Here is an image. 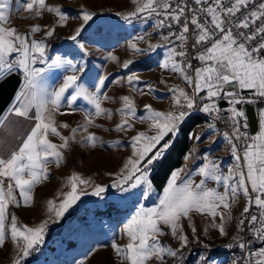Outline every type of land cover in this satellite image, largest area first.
Wrapping results in <instances>:
<instances>
[{
    "label": "snow or ice",
    "instance_id": "6c2138e0",
    "mask_svg": "<svg viewBox=\"0 0 264 264\" xmlns=\"http://www.w3.org/2000/svg\"><path fill=\"white\" fill-rule=\"evenodd\" d=\"M131 3L134 9L121 18L128 22L138 17L152 19L153 30L159 33L161 43L149 42L147 48L141 49L137 44L145 41V35H138L129 42L128 48L135 54L166 48L159 68L182 78L191 88V94L179 86L169 87L171 110L160 111L151 104H145L141 116H137L131 97H120L122 106L117 113L121 119L113 130L132 131L136 121L146 124L147 128L130 137L131 154L111 187L130 195H136L133 190L140 188L144 198L150 197L153 166L165 158L183 123L195 111L211 115L214 121H223L231 127V135L225 132L224 138L230 145L234 165L224 174L216 161L204 156V162L197 171L201 177L199 183L193 182L192 174L186 167L173 170L158 196V203L151 208L141 206L124 224L121 235L126 237L127 242L123 245L112 242L111 248L118 264H150L152 261L169 264V258L172 264H184L183 250L188 247L189 238L184 234L181 222L187 221L193 238H196L197 229L191 214L206 215L211 218L210 226L224 237L227 226L234 219L231 209L241 194L245 198V206L240 217L236 218V230L243 233L247 224L251 240L246 241L235 234L232 236V242L226 247H238L243 256L233 259L231 264H264V246L251 248L253 242L264 245V107L258 109V132L249 136L241 131L242 127H248L243 106L264 102V0H131ZM16 4L18 10L33 14L35 18H41L45 12L54 14L60 27H64L70 18L80 19L82 23L69 37L72 41H77L94 20L92 12L81 10L77 17H71L60 7L49 6L46 0H16ZM9 8L10 0H0V81L16 73L22 75L21 87L8 113L28 119L34 109L35 123L15 149L7 156L0 155V249L5 247L6 237H10L16 249L12 264H23L44 243L49 220L28 226L18 223L17 217L11 215L10 224L6 225L9 207L21 204L31 207L34 188L49 179V164L55 163L59 167L63 162L61 150L68 148L79 131L87 132L95 118L111 119L113 112L101 107L103 102L111 99L102 93L107 77L99 76L94 90H89L80 83L86 71L83 65L62 60L61 57L50 60L47 57L48 45L45 41L53 36L55 28L42 29L35 25L21 33L14 26H7ZM164 30H167L166 34ZM41 32L43 38L35 39V34ZM79 47L83 49L84 45L80 43ZM109 59L114 60L115 57L110 56ZM193 61L198 62L197 65L194 66ZM131 63L125 62L123 67L128 68ZM38 64L44 67H37ZM54 68L71 74L63 76L59 87L49 88L44 74ZM126 82L132 86L138 83V77L129 75ZM160 83L165 82L161 80ZM146 88L147 92L140 88L133 90L141 95L154 91L150 84ZM80 99L86 101L93 111L84 113V123L71 128L70 136H63L56 126V114H72L62 112V105L66 103L69 109L75 111L73 106ZM221 100L226 101L229 107L222 109L218 104ZM222 112H226L227 116L221 115ZM5 119L0 118V125ZM59 127L67 129L69 126L62 123ZM208 127L215 130L216 126L209 123ZM49 134L58 137L61 143L51 142ZM166 137L171 138L166 140ZM242 138L247 143L242 154H238L234 141ZM195 140L200 141L201 136L196 135ZM96 141L92 134L82 137V142L93 147ZM193 158H200L196 156L195 147L184 157L185 161ZM209 180L222 186L223 191L207 187L206 181ZM66 186L70 190L57 194L58 204L52 199L47 200L49 218L54 215L58 221L80 201L82 195L102 198L106 192L104 186L92 185L75 173L68 177ZM89 187L91 192L87 190ZM253 206L257 209L256 214L250 213ZM217 217L219 224L215 223ZM166 235L177 240L178 247L173 249L163 245L159 237ZM196 264L214 262L209 256L200 254Z\"/></svg>",
    "mask_w": 264,
    "mask_h": 264
},
{
    "label": "rangeland",
    "instance_id": "374dc122",
    "mask_svg": "<svg viewBox=\"0 0 264 264\" xmlns=\"http://www.w3.org/2000/svg\"><path fill=\"white\" fill-rule=\"evenodd\" d=\"M46 2L49 6L60 7L68 12L71 17H77L81 10L92 12L94 13V20L77 38V41H72L69 37L82 23L80 19L70 18L65 22L64 27L58 25V18L54 14L47 12L41 18L26 17L20 19L18 14L26 13L22 9L18 10L16 0H10L7 26L16 27L21 33L28 31L30 27L35 25H39L42 29L54 27L53 36L45 41L48 45L47 57L49 60L61 57L62 60H71L77 65H83L86 71L82 74L80 83L88 87L89 90H94V85L98 82L99 76H106L102 93H106L111 99L103 102L101 107L112 111L113 116L111 119L106 117L95 118L93 125L88 127L87 132L81 130L76 134L75 139L69 142L68 148L61 150L64 159L60 166L57 167L55 163L49 164V179L34 188L33 205L27 208L10 206L8 209L9 220L6 221V225L10 224L11 215L17 217L18 223L28 226H36L42 220H49L44 235V243L39 245L38 249L23 261V264H118L111 248L112 242L115 241L119 245L125 244L127 239L121 235L124 224L141 206L145 208L154 207L158 203V196L160 195L154 188L150 197L144 198L140 194V188L133 190L136 195H130L128 193L122 194L111 187L124 161L131 154L130 137L137 131H145L147 128L146 124L136 121L132 131L125 133L113 130L121 119L117 113V109L122 106L120 97L124 95L131 97L135 102L137 116H141L144 114L143 106L145 104H151L154 109L160 111L171 110L172 101L171 93L168 92L169 87L179 86L189 94H191V89L177 74L159 68L158 65L164 59L166 48H158L155 52L145 54H135L128 48L129 42L138 35H145V41L137 44L139 48H147L149 42L156 44L155 34L149 24L143 23V19L138 17L128 22L121 18L134 9L135 6L131 0H46ZM34 38L42 39L43 32L35 34ZM80 43L84 45L83 49L79 47ZM110 56L115 57V59H109ZM147 60H149V64L151 62L149 67L145 66L142 69L141 65L132 66L134 63ZM128 61H132V63L128 68H124L123 64ZM36 66L44 67V65L39 64ZM68 74L71 73L64 69L54 68L46 71L44 79L49 88L59 87L63 81V76ZM133 74L138 77V83L130 86L126 80L129 75ZM161 80L165 83L161 84ZM115 81H119V83H115ZM149 84L153 86L154 91L148 95H141L133 90V88H140L147 92L146 85ZM14 99L6 113H8ZM73 107L75 111L69 109L64 103L61 111L72 114H56L55 117L58 131L66 137L71 135V128L84 123L85 112L93 111L91 106L82 99L78 100ZM31 114V120L24 121L25 125L28 126H24V128L29 131L35 123L34 109ZM256 118L258 121V114H256ZM62 123L68 124L69 127L67 129L60 128L59 125ZM209 130L215 132L212 129ZM88 134L97 138L94 147L82 142V137ZM215 134L217 133L215 132ZM48 138L53 143H61L58 137L51 134ZM170 138L168 137L167 140ZM222 142L229 145L227 141ZM240 147L242 148L240 154H242L244 146L240 145ZM190 160L185 161L184 159L182 167L192 162ZM200 163L201 161L194 162L191 165L192 171ZM73 173L89 180L92 185L104 186L106 192L102 194V198L82 195L80 201L58 221L54 215L49 218L46 211L47 200L52 199L57 204L60 202L57 199V194L66 193L70 190L66 186V181ZM87 190L91 192V187ZM181 223L184 227V234L189 238V245L183 250L185 259L188 251L194 246H214L232 242L233 235L218 240L197 241L199 239L197 236L198 228L196 227V238H193L192 233H188L186 230V221ZM165 231L168 230L165 229ZM237 233L236 231L235 235ZM159 239L163 245L173 249L178 247V241L173 239L171 235L162 236ZM173 240L177 242V246L173 245ZM214 251L208 253L207 256H227L221 251ZM15 255V246L10 237H6L5 247L0 249V264H12ZM190 259L197 260L190 257L184 261V264H188ZM150 264H155V261L150 262ZM169 264H172L171 258H169Z\"/></svg>",
    "mask_w": 264,
    "mask_h": 264
},
{
    "label": "crops",
    "instance_id": "0c3cea01",
    "mask_svg": "<svg viewBox=\"0 0 264 264\" xmlns=\"http://www.w3.org/2000/svg\"><path fill=\"white\" fill-rule=\"evenodd\" d=\"M147 25L146 22H143ZM243 95V93H242ZM223 100L218 101V104L221 103ZM260 106L256 108V114H258V109L260 107L264 106V102H258ZM227 107L224 108H228ZM239 107V106H238ZM32 111L29 113L28 119H25L23 117H17L14 114L6 113L2 118L6 119L4 120V124L0 125V155L7 156V154L12 150L15 149L24 138H26V135L30 132L28 129H25V120H31L32 118ZM28 127V126H26ZM199 129V130H198ZM258 132V121H257V128L254 132H250L252 135H255ZM192 136L191 138V144L198 145L196 148L198 149L199 156L202 158L204 156H208L210 159L216 161L224 174H227L228 169L234 165V158L231 155L230 151V145L224 144L222 141L226 142L227 140L224 137H217L215 135V132L213 133L208 129V126L206 124L197 126L193 129V131L190 134ZM199 135L201 136L200 141L195 140V136ZM200 150V151H199ZM240 154V153H238ZM192 160V159H191ZM190 160V161H191ZM204 160L198 164L194 170L191 172L192 179L194 183H199L201 177L197 174L198 168L203 164ZM207 187L209 188H216L218 191H223L222 186L217 185L214 181H206ZM159 192L158 194H161ZM245 206V198L241 194L238 202L236 205L233 206L231 209V214L234 217L233 221L227 226V235L224 237H221L219 235V232L212 228L211 225V218L208 216H201L196 213L191 214L192 222L195 227L198 228V234L197 236L199 239L197 241H210V240H218L223 239L229 236H232L235 234L236 230V218L240 217V213L242 212L243 207ZM27 208L24 207L22 204L19 206V208ZM187 223V221H186ZM216 224H219V217L216 218L215 221ZM186 230L188 233H191L188 223L186 226ZM206 230V231H205ZM172 240V239H171ZM173 245L177 246V242L173 240ZM211 260L214 262V264H231L230 259L227 256H219V255H212L210 256ZM222 258V259H219ZM218 260H221V262H218ZM197 260H195L192 264H196Z\"/></svg>",
    "mask_w": 264,
    "mask_h": 264
},
{
    "label": "trees",
    "instance_id": "16d2710c",
    "mask_svg": "<svg viewBox=\"0 0 264 264\" xmlns=\"http://www.w3.org/2000/svg\"><path fill=\"white\" fill-rule=\"evenodd\" d=\"M148 62L149 60L137 62V64L134 63L132 66L141 65L140 67L143 69L145 66H151V62L150 64ZM6 112L7 110L4 112L2 117ZM205 123V119L198 115L191 116L183 123L179 135L175 138L173 146L166 153L165 158L161 162L154 165L151 170L150 180L152 181L153 188L156 190V192L159 193L163 190V187L166 185L167 179L173 170L182 167L184 157L188 154L189 148L191 146V139L189 138L191 132L195 127ZM167 138L168 137H166V140ZM194 261L195 259H190L188 264H192Z\"/></svg>",
    "mask_w": 264,
    "mask_h": 264
},
{
    "label": "built area",
    "instance_id": "2783aa9c",
    "mask_svg": "<svg viewBox=\"0 0 264 264\" xmlns=\"http://www.w3.org/2000/svg\"><path fill=\"white\" fill-rule=\"evenodd\" d=\"M140 19H143V18H140ZM144 22H146L147 24H149V27H150V24H153L154 21L152 19H143ZM165 31V34L167 33V30H164ZM154 38L156 39V44L157 43H161V41L159 40V33H158V36H154ZM191 50V49H190ZM198 62L196 61H193V64L194 66L197 65ZM191 89V88H190ZM203 95V93H202ZM222 109H226V108H222ZM196 113H200L199 111H195L193 114H196ZM192 114V116H193ZM221 115L223 116H227V113L226 112H222ZM204 119L206 121V125L208 126L209 123H214L215 126L217 127V134H215L217 137H224V133L227 132L229 133V135H231V127L226 124L225 122L223 121H220V120H213L212 116L211 115H206L204 114ZM248 124V122H247ZM241 131L242 132H246L249 136H251L252 134L250 133L249 131V127L247 128H241ZM237 145V151L238 153L241 152L242 148L240 147V145L242 146H245V144L247 143V141H245L243 138L239 141H234ZM198 145L196 144H192V148L191 150L195 147H197ZM196 156L197 157H200L199 156V153H198V149L196 148ZM192 161H203L202 158L200 157L199 159H195L193 158ZM183 167H186L189 172L191 173L192 172V169H191V164H185ZM250 213L251 214H256L257 213V209L255 206H253L251 209H250ZM239 236H241L244 240L248 241V240H251V236L249 235L248 231H247V224L245 226V231L243 233H239ZM227 244H216L214 246H202V245H199V246H194L192 249H190L188 251V254L186 256V259L187 258H190V257H193V258H196L198 259V256L200 254H204L207 256L208 253H211L213 252V250H229V251H232V253L235 255V259L236 258H242L243 256V253L241 252V250L238 248V247H234L232 249H228L226 247ZM260 246H264V245H260V244H257L255 242H253L251 244V248H258ZM185 259V260H186Z\"/></svg>",
    "mask_w": 264,
    "mask_h": 264
},
{
    "label": "water",
    "instance_id": "95a60500",
    "mask_svg": "<svg viewBox=\"0 0 264 264\" xmlns=\"http://www.w3.org/2000/svg\"><path fill=\"white\" fill-rule=\"evenodd\" d=\"M22 83V75L19 73H16L9 78L0 81V118L4 114V112L7 110L9 105L12 103L16 92L21 87ZM245 94V93H243ZM221 108L227 107L228 104L226 101H222L219 103ZM260 105H244V109L247 113V122L249 126L250 132H254L257 128V118H256V108H258Z\"/></svg>",
    "mask_w": 264,
    "mask_h": 264
},
{
    "label": "bare ground",
    "instance_id": "6f19581e",
    "mask_svg": "<svg viewBox=\"0 0 264 264\" xmlns=\"http://www.w3.org/2000/svg\"><path fill=\"white\" fill-rule=\"evenodd\" d=\"M18 16H19L20 19H24V18H26V17H29V18H31V19H37V18L34 17L33 14H23V13H19ZM152 25H153V24H150V27H151L152 32L155 34V36H158V33L154 32ZM161 48H164V47H161ZM193 115H194V116H195V115H201V116L204 118V114H203V113H196V114H193ZM248 127H249V126H248ZM214 131L217 133V127H215V130H214ZM249 131H250V130H249ZM194 162H198V161H192V162H190L189 164L192 165ZM237 235H239V233H237ZM228 243H231V242H228ZM228 243H222V244H228ZM216 251H221L223 254L227 255V256L229 257V259H230V262H231L233 259H235V255L232 253V251H229V250H215L214 252H216ZM218 254H219V253H218Z\"/></svg>",
    "mask_w": 264,
    "mask_h": 264
}]
</instances>
